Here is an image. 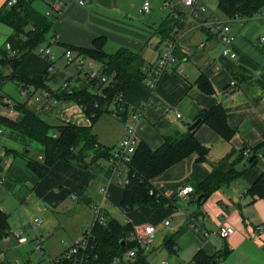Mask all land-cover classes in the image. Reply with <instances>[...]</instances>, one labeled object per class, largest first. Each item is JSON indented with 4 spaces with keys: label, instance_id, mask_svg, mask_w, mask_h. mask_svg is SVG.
I'll list each match as a JSON object with an SVG mask.
<instances>
[{
    "label": "crops",
    "instance_id": "obj_1",
    "mask_svg": "<svg viewBox=\"0 0 264 264\" xmlns=\"http://www.w3.org/2000/svg\"><path fill=\"white\" fill-rule=\"evenodd\" d=\"M170 1L150 0L149 10L142 12L143 0H83L82 3L53 0V5L61 4L60 9L52 19V33L47 34L49 40L39 46L47 47L51 57L48 59L39 53L36 47L13 68L4 64L0 54V95L10 100L11 106L23 102L29 111L50 126L52 134L59 125L68 122L91 125L98 141L112 149L124 135L131 112L137 108L141 112L136 121L138 141H143L151 149L158 148L166 137L188 131L200 112L216 103L223 106L232 135L224 138L200 119L190 130L194 131L196 140L207 147L205 160L199 161L195 154H190L152 178L157 193L167 199L173 198L172 203L134 205L126 212L125 221H119L103 209L102 204L111 200L116 209L126 211L121 206L124 186L117 187L123 183H119L115 175L105 173L101 168H82L57 160L44 176L39 177L19 153L28 145L27 140L0 126V136L7 143L3 148L17 152L16 155H6L9 157L7 161L3 157L4 151L0 153L5 164L0 166L3 168L0 173V209L7 215L9 235L14 240L12 249H17L23 258L8 259L4 251L0 264L4 261L33 264L26 246L28 241L34 242L37 235L42 236V249L52 264L50 252L54 246L59 248L55 258L68 243L63 236L67 227L61 222V214H75L78 221L73 235H76L82 222L85 227L89 222V226L92 225L96 205L100 206V213L105 218H114L121 224L129 223L132 227L142 223L154 224L152 242H160L165 251L163 241L170 236L176 252L166 253L176 259L170 263L161 257L160 264L186 263L198 250L223 252L215 264H264V195L250 192V186L264 173V4L257 12L240 16L239 21L220 11L218 0L214 5L208 0H198L194 8L183 6L178 0ZM4 2L0 0V7ZM200 5L203 10L199 9ZM51 10L40 11L50 16ZM177 15L181 24L172 32L176 48L172 62L153 88L146 84L145 78L130 81L123 94L128 107L125 119H121L111 105L109 109L113 111L102 112L91 123L75 100L40 98L45 91L43 88L35 89L32 85L22 88L10 75L43 80L51 89L64 88L63 83L67 81L66 89L69 90L87 80L92 73H99L101 65L91 57L76 55L74 51L68 60L64 55L65 44L91 47L95 39L100 40L105 53L126 48L139 54L145 65H153L171 42L162 38L161 26ZM215 19L229 25L236 52L234 58L220 52ZM11 31L10 26L0 21V47L9 50L8 43L4 42ZM49 63L53 65L52 71L47 68ZM201 76L208 80L211 91L198 85L197 79ZM230 80L236 83L231 85ZM0 114L15 120L19 111L13 106L2 107ZM244 146L248 154L240 155ZM36 157H40V152ZM101 163L104 165L105 160ZM213 169L218 175L213 176L212 184L196 190L195 186ZM188 185L193 191L187 198L176 195L179 189ZM101 186L105 187L104 195L99 191ZM89 212L90 221L86 220ZM37 216L41 222L33 225L32 219ZM165 220H168L167 224ZM220 224L231 225L234 232L226 238L218 236L215 230ZM13 230L24 236L26 242H18L12 235ZM7 237L4 239L9 240Z\"/></svg>",
    "mask_w": 264,
    "mask_h": 264
},
{
    "label": "trees",
    "instance_id": "obj_2",
    "mask_svg": "<svg viewBox=\"0 0 264 264\" xmlns=\"http://www.w3.org/2000/svg\"><path fill=\"white\" fill-rule=\"evenodd\" d=\"M264 4V0H218L217 7L224 14L233 16H247L257 12ZM52 4L50 7L52 8ZM51 10V9H50ZM58 13L51 10L50 16L56 17ZM41 12L33 5V0H16L8 4L7 0L0 7V21L12 28L6 37L5 43L9 44V50L4 46L0 47L1 60L13 68L24 59L34 48L47 42L52 19ZM181 24L180 16H171L166 20L161 30L162 38L166 41H173L174 27ZM174 29V30H173ZM159 30V31H160ZM67 49L74 51L76 55L88 56L97 60L101 69L99 75L94 74L79 85L71 89L57 88L50 89L43 80L36 81L29 76H12L20 87L33 86L47 90L49 96L55 99L71 98L78 102L89 116L91 123L106 111H115L121 118L125 119L128 113L127 105L122 102L117 105L118 93L124 94L130 81L134 78H145L146 72L143 69L144 63L139 54L126 48H121L113 53H105L101 48L99 39L93 41L91 47H80L65 44ZM14 50V53H9ZM9 51V52H8ZM176 48H173L175 53ZM46 76V75H45ZM197 83L203 90L211 91V85L204 77H198ZM92 87L94 90H90ZM2 96L0 95V98ZM113 106L109 109V106ZM19 111V116L11 120L0 114V126L8 129L14 136L28 140L37 141L42 150L40 157H30L24 151L19 152L26 158L27 166L39 177L46 174L50 166L57 160L71 162L82 168L104 169L109 172L107 162L114 149L98 141L97 136L92 132L91 125L81 126L74 123H64L56 128L55 134L50 133V126L39 116L29 111L23 102H15L12 105ZM198 118L205 122L224 138L232 135V130L226 122V112L221 103H216L208 109H203ZM245 146L242 147L240 155L243 154ZM4 155H16L17 152L4 148ZM207 147L200 144L193 130L185 131L175 137H166L164 142L156 149H151L143 141H138L131 160L128 164V182L124 184L121 206L130 209L138 204L162 205L172 203L173 198H165L157 193L152 185V178L176 161L195 154L197 160H205ZM2 157L0 156V161ZM105 160V164L101 163ZM218 172L213 169L208 177L199 182L195 188L202 190L211 185L213 176ZM150 189L153 192L150 193ZM250 192L257 195H264V173H262L250 186ZM133 227L129 223L121 224L114 218L107 217L104 223L94 221L91 225L92 248L86 249V261L83 264H111L118 259V264H150L147 260L146 250L135 240H130V233ZM7 215L0 209V242L9 235ZM163 246L169 255L176 252L174 241L170 236L163 241ZM133 248L135 254L132 258L125 257V252ZM1 251V246H0ZM56 256L57 262L52 264H74L75 257L61 258ZM223 255L220 253H206L198 250L194 257L183 264H215ZM1 264H13L4 261ZM28 264V263H20Z\"/></svg>",
    "mask_w": 264,
    "mask_h": 264
},
{
    "label": "built area",
    "instance_id": "obj_3",
    "mask_svg": "<svg viewBox=\"0 0 264 264\" xmlns=\"http://www.w3.org/2000/svg\"><path fill=\"white\" fill-rule=\"evenodd\" d=\"M16 0H7L8 4L15 3ZM79 3H82L83 0H78ZM165 2H171L170 0H164ZM198 0H178V3L183 6H190L194 8L197 4ZM61 4H54L52 6V11L58 12L60 9ZM150 8V0H143L140 10L142 12L148 11ZM199 9L203 10V5L199 6ZM264 11V9H263ZM196 12H194V15ZM236 19L241 21L240 16H235ZM214 23L216 25V28L218 30V39L221 43V49L220 52L222 55L228 56L230 58H234L236 56V52L233 49V36L229 32V25L227 23H222L220 20L215 19ZM175 42L171 41L166 49H164L159 57L157 58L156 62L153 65H144L143 69L146 72L145 75V82L150 87L153 88L160 75L163 71L166 70V68L171 64L174 53ZM7 47L9 48V44H7ZM36 50L41 53L42 55L48 57V59L51 57L49 53V49L47 47H37ZM10 53L13 54L14 50H10ZM64 55L69 60L71 59L72 52L70 49H65ZM48 70H53V65L49 63ZM98 73H92L88 77H92ZM236 83L235 80H230V84L234 85ZM68 86V82L65 81L63 83V87L66 88ZM51 89V88H50ZM49 92L45 90L40 98H51L48 94ZM117 97V105L120 107V103L124 102L123 100V94L118 93ZM2 107H12L11 102L7 97H1L0 98V109ZM140 110L134 109L130 114V121L127 123V125L124 128V135L117 141L116 147L114 148L112 155L110 156L108 160V169L110 174L115 175L118 178L119 183L127 184L128 182V164L131 160V155L134 152L136 145L138 143V136L136 133V121L138 117L140 116ZM177 116H179V113H177ZM244 154H248V149H245ZM124 174V175H123ZM1 182V178H0ZM99 191L104 195L105 194V187L101 186L99 188ZM150 193L153 192L152 189L149 190ZM193 191V187L188 185L184 186L181 189H179L176 193L179 197H188L189 193ZM94 221L98 223H104L106 218L104 215L100 213V206L96 205L94 206ZM41 222V218L39 216L34 217L32 219L33 225H37ZM165 224L168 223V220L164 221ZM155 232V226L151 223H142L138 226H134L133 230L130 233V240H135L138 242L146 251L151 247L152 241H153V235ZM215 232L218 236L222 238H226L229 235H231L234 232V228L231 225L228 224H220ZM12 235L17 239L18 242L23 243L26 242V238L24 236L19 235V233L16 230L12 231ZM91 226H88L85 228V230L82 232L80 236H78L75 240H72L70 243H66V247L61 253V258H69L71 256L75 257L74 264H83L84 261H86L87 255H86V249L92 248L93 244L91 243ZM43 248V242H42V236L37 235L34 238V250L38 251ZM135 254V250L133 248L128 249L125 252V257L132 258ZM57 262L58 258H52L51 262ZM118 259H114L111 264H118Z\"/></svg>",
    "mask_w": 264,
    "mask_h": 264
},
{
    "label": "rangeland",
    "instance_id": "obj_4",
    "mask_svg": "<svg viewBox=\"0 0 264 264\" xmlns=\"http://www.w3.org/2000/svg\"><path fill=\"white\" fill-rule=\"evenodd\" d=\"M52 1L53 0H35L34 5L37 9L43 11L46 8L51 9L50 5L51 4L53 5ZM208 1L213 3V5H214V3L216 4L217 0H208ZM50 17L53 18V16H50ZM51 33L52 32L50 31L49 34H51ZM25 140H27L28 145L26 144L25 145L26 147L23 149H20V150L26 152V150L29 149V151L26 152L27 155L30 157H36L37 154L39 152H41V150H40L41 145L37 141H34V140H28V139H25ZM6 145H7L6 141H4L2 136H0V153L3 152V150H4L3 147ZM3 157L6 161L9 158L8 156H5V155H3ZM2 161H1L0 166L3 167V166H5V164H3ZM2 167L0 168V173H1V169H3ZM0 176H2V174H0ZM123 186H124V184H118L117 187H123ZM0 191H1V188H0ZM98 203H100V198L98 199ZM102 204H103V209H106L109 213H112L117 219H119V221H125L126 212L129 211L130 209H132V208H130V209H126V211H121V210L119 211V209L118 208L116 209L114 204H112L111 200L109 202L103 201ZM87 211H88V208H87ZM87 214L89 215L90 212ZM144 217H147L146 214L144 215ZM154 217H157V216H154ZM60 218H61V222L66 223L67 230L66 231L63 230V236L65 237V240L68 243H70L78 234H80L81 230L85 229L86 227H88L91 224L89 222L88 226L85 227L84 223L82 222V224L80 225L79 233H77L76 235H73V233H74L73 230L75 229L74 226H75L76 222L78 221L75 214L74 213H70V214L69 213H62ZM86 220L90 221L91 216L89 215ZM7 238H10V239L9 240L4 239L1 242L2 253L0 254V257L3 254V252L5 251L8 259H13V258L18 257L19 259L23 260V258H21L19 256L20 252L17 249H15V250L12 249V246H13L12 244L14 242V240L12 239V236L9 235ZM14 244H16V243H14ZM26 247L29 250L27 254H29L28 257L30 258L31 263H33V264H35V263L50 264L48 254L46 252H44V249H40L38 251H35L34 250V242L32 240L27 242ZM58 250H59V248L57 246H54L53 250H51V252H50L51 255H53V256H51L52 258H54V256L57 255ZM146 253H147L148 261L151 264H160L159 261H160L161 257L166 258L170 263L172 260L176 259L175 256H169L166 253V251L161 247V244L158 241L152 242L151 247L146 251Z\"/></svg>",
    "mask_w": 264,
    "mask_h": 264
},
{
    "label": "water",
    "instance_id": "obj_5",
    "mask_svg": "<svg viewBox=\"0 0 264 264\" xmlns=\"http://www.w3.org/2000/svg\"><path fill=\"white\" fill-rule=\"evenodd\" d=\"M200 120V118H197L189 127H188V129L190 130V129H192L197 123H198V121ZM253 158V156L251 157V159Z\"/></svg>",
    "mask_w": 264,
    "mask_h": 264
}]
</instances>
